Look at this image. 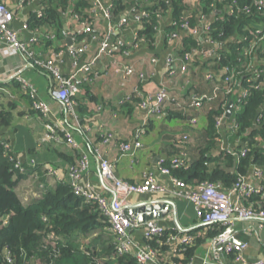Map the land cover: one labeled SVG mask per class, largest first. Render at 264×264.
<instances>
[{
  "label": "trees",
  "instance_id": "obj_1",
  "mask_svg": "<svg viewBox=\"0 0 264 264\" xmlns=\"http://www.w3.org/2000/svg\"><path fill=\"white\" fill-rule=\"evenodd\" d=\"M101 1L111 4L109 12L112 22H117L130 9L147 11L149 15L143 17L141 26L137 27L138 35L151 45L159 35L164 37V43H170L173 40L170 35L176 34L175 40L178 41L179 48L170 56L174 65L185 66L183 73L167 76L160 85L171 95H176L177 100L167 103L160 115L146 119L139 128L142 132L138 136L136 131L132 139L120 141V152L121 144H129L132 148L125 154L134 157L144 145L149 146L148 153L160 156L159 161L169 170L170 176L182 181L190 189L203 183H217L222 190H227L251 169L254 174L257 171L262 173L264 185V52L257 44L259 36L255 32V26L262 25L263 16L253 5L254 0H196L204 13L213 9L219 11L216 19L205 26L208 27L207 31L198 23L197 5L193 0ZM94 2L95 0H41L42 15L38 16L36 11L29 13L27 27L34 32L47 29L60 39L64 30L63 14L69 13L75 24L93 22L92 11L96 8ZM245 7H249V13L242 10ZM183 24H187V29L182 27ZM190 29H196L200 34H192ZM104 34L105 31L92 23L90 32L76 31L73 37L75 42L81 41L91 47L98 46ZM18 38L25 41L19 34ZM44 41L48 40L37 38L36 42L40 44ZM203 41L214 43L209 45V49L212 48L215 53L213 58L194 56L201 51ZM36 42L33 43L32 50L39 58L34 47ZM251 46L254 49L250 51ZM123 50L128 55L132 47L125 45L120 51H115V55L121 56ZM35 66L45 71L42 67ZM203 70L215 73L206 72L205 80L199 79V73ZM255 71H261V77L252 82ZM207 74L212 76L211 79L206 78ZM225 77L228 83L224 81ZM193 78H197L198 82ZM215 85L220 88L216 98L204 102L198 109L189 107V99L193 95L207 94ZM227 86H232L234 90L226 95L224 89ZM239 87H246L248 91L240 103L236 101L240 95L237 89ZM0 97L3 99L0 101V127H12L16 122L15 116L24 114L16 111L14 101L15 98H21L29 103L34 115L43 119L45 132L48 118L34 110L35 99L20 84H0ZM125 98L118 105L127 107L128 110L138 109L142 101L135 93L130 94L128 99ZM85 100L88 102L85 103ZM74 101L75 112L79 117L89 112V102H98L88 92L84 97L78 95ZM230 103L231 114L227 116ZM221 116L224 117V125L218 127L217 120ZM182 120L187 122L186 129L178 130ZM231 122L235 123L234 131L225 129ZM192 134L194 142L183 138ZM103 137V141L108 143L114 136L113 133L106 132ZM223 139L233 151L245 148V154L237 158L227 152L229 148L217 149ZM39 142L42 147L39 153L31 148L27 151L30 159L20 160L8 139L0 138V264H138L132 254L118 253L108 219L98 210L97 202L87 201L75 194L66 179L63 178L55 187L46 189L29 203L22 201L17 187L27 174L31 171L38 173L40 170L48 172V167L40 161L43 148L50 149L54 160L60 159L68 167L77 165L81 157V152L69 146L58 130L52 138H42ZM135 143H139L140 147L135 148ZM183 152H186L187 161L181 166H174L172 158H183ZM101 157L113 166L115 173L114 163L103 155ZM30 161L34 164L30 165ZM17 163L19 166H16ZM59 163L61 167V162L51 161L50 167L55 168ZM148 173L152 174V171L145 170L137 182L123 179L116 173L115 175L124 181L138 183ZM245 202L253 203V207L263 204L260 195H254ZM223 229V226L214 224L187 231L192 240L178 245L176 253L172 251L170 241L176 234L174 229L165 228L162 236L143 241L144 245L155 250L156 259L162 264H188L197 250ZM94 233L96 238L85 243L84 240ZM101 235L105 237L102 238ZM98 242H101L100 247L96 246ZM229 256L233 259V255Z\"/></svg>",
  "mask_w": 264,
  "mask_h": 264
},
{
  "label": "crops",
  "instance_id": "obj_2",
  "mask_svg": "<svg viewBox=\"0 0 264 264\" xmlns=\"http://www.w3.org/2000/svg\"><path fill=\"white\" fill-rule=\"evenodd\" d=\"M7 9L13 13V19L10 26L16 30L20 37H24L25 41L36 37L38 40L47 39L48 41L34 44L37 56L43 59H56L59 70L63 75L69 74L71 70V57L65 51L60 58L54 57L56 52H60L69 44L67 40L73 42V33L76 24L69 13L63 14L64 30L63 36L59 39L54 34L51 39L46 38L43 30L34 32L28 29L27 22L29 13L35 12L40 8L41 0H0ZM197 5V20L200 26H207L209 22L216 19L219 11L213 9L204 13L201 4L193 0ZM103 31L107 29V21L102 17H97L94 25ZM206 28V27H205ZM137 27L129 28L124 34L127 38H131L134 30ZM47 29L44 31L46 32ZM50 41V42H49ZM49 42V44H46ZM202 50L209 49V45H202ZM62 48V49H61ZM179 48L177 40H172L170 43H164V37L159 35L157 41L151 45L141 43L140 46L132 50L128 55H119L121 62L131 63L135 69V73L130 76L122 75L117 67L107 57H101L93 72L97 74L90 75V78L83 82L80 97L87 96V92L97 98L98 102H89V112L77 116L74 119L69 114L64 112L62 103L57 100L52 94L53 85L52 77L43 70L37 68L31 62H28L25 55L16 54L0 59V76L7 75L17 68H23L22 75L28 79L35 87L37 99L46 103L49 107L47 116L50 123L56 124L61 130L69 132L79 145V149L88 156L89 170L84 173L79 181L83 189L92 192H102L104 195L111 197L110 190L104 187V182L99 171V155L111 160L114 163L115 173L126 180L137 182L140 180L141 174L150 169L156 182L167 184V190L162 193H150L149 196H157L153 201H162L171 205V212L162 219L158 220L161 225L166 228H183L192 231L199 227H203V223L197 218L193 205L172 193V186L168 176L160 173L158 169V161L160 156L148 153L149 146H143L134 157L120 152L118 146L122 140L132 139L133 134L146 122L149 117H145L143 112L138 108L128 110L127 107H119V101L130 95L137 94L141 98L153 94L169 76L167 67V58ZM97 50V46H91L89 50L80 58V61H85L92 56ZM201 51L194 56L200 57ZM195 57V58H196ZM214 72L211 70H203L199 74V79L204 78V73ZM215 73V72H214ZM198 82L197 78H193ZM15 81L8 82L13 83ZM203 83V82H202ZM0 84H4L1 83ZM6 84V83H5ZM0 101L3 99L0 97ZM16 111H22V116H15V124L12 127H0V138L8 139L12 149L17 154L20 160L30 159L28 150L35 149L40 152V139L42 140L44 132V121L37 115L32 113V109L28 102L21 98H15ZM87 103L88 101H84ZM119 107V108H118ZM159 117V116H157ZM187 122L182 120L179 129H186ZM106 132L113 133V140L105 143L103 141ZM137 133V132H136ZM195 134V133H194ZM194 134L189 137L190 142H194ZM191 135V133H190ZM151 142V140H150ZM147 144V139H146ZM225 139H223L217 149H225L229 147ZM41 160L48 167L45 172L31 171L27 177L19 183L17 190L24 203H29L31 200L39 197L48 188H53L60 181L67 180L68 164L60 159H55L50 149L43 148ZM132 157V158H131ZM61 162L55 168L50 167V162ZM39 162V160H38ZM30 165L31 161L29 162ZM43 168V170L45 169ZM50 170H54V174H49ZM248 181L255 183H263L257 179L252 169L245 176ZM129 198V197H128ZM126 198V208L134 209L140 202L136 198ZM246 204V202H245ZM253 206V203H248ZM246 204V205H248ZM182 207V212L180 209ZM259 224H262L259 226ZM234 237L238 242L246 244L243 252L248 261H256L264 259V220L262 219H246L234 220ZM135 239L138 243L144 244V239L140 234H135ZM211 240L201 246L194 257L193 264H239L234 262L229 255H214L210 251Z\"/></svg>",
  "mask_w": 264,
  "mask_h": 264
},
{
  "label": "built area",
  "instance_id": "obj_3",
  "mask_svg": "<svg viewBox=\"0 0 264 264\" xmlns=\"http://www.w3.org/2000/svg\"><path fill=\"white\" fill-rule=\"evenodd\" d=\"M34 1V0H30ZM95 9L93 12V22L97 20L98 15L102 16L107 21V29L105 31L103 39L97 46L96 52L88 57L85 61H80V58L89 50V45L80 42H73L64 47L60 52H56L54 57L60 58V56L66 51L71 57V70L69 74L63 75L58 68L56 59L51 58L47 60H41L36 57L32 50V45L37 41L36 37L31 38L29 41H21L18 38V32L14 30L10 23L13 19V13L7 9V7L0 2V59L12 56L16 54H24L28 62L34 65L42 67L53 79V85L51 94L59 100L64 108V112L69 114L74 119H77L75 112L76 102L74 98L80 95L82 91L83 82L90 78V75L97 74L93 72L98 60L101 57H107L117 67V70L124 76H130L135 73V69L131 63L121 62L119 56L115 55V51H120L125 45H130L132 50L137 49L141 43H144L145 38L138 35V32L134 30L131 38L125 36V32L131 27H140L143 17H147L149 13L142 9H130L126 12L117 22H112L109 12L110 3H104L101 0H95ZM253 5L262 13L263 23L260 26H255V32L258 34L257 44L264 52V0H254ZM42 9L39 8L36 12L38 16L42 15ZM246 13H249V7L242 8ZM91 22H78L75 26L74 33L80 31L90 32L92 29ZM182 27L187 29V24H183ZM46 30V29H45ZM42 31L46 38L51 39L54 34L47 30ZM208 27L204 29L207 31ZM190 33L199 35L200 32L196 29H190ZM73 33V35H74ZM171 39L175 40L176 34L170 35ZM204 45L214 44L212 41H203ZM255 47V45H254ZM251 46L250 51L253 50ZM125 55L126 51H121ZM130 53V52H129ZM128 53V54H129ZM127 54V53H126ZM201 55L203 58H213L215 53L213 49L202 50ZM167 67L169 76L177 75L185 71V66H177L173 64L171 57L167 58ZM23 68H18L11 73L0 76L1 83H8L15 81L20 84L23 89L29 92L31 97L35 99L33 104L34 110L41 113L43 116H48L50 110L46 103L37 99L35 87L32 83L22 75ZM262 71V70H261ZM254 72L252 75V82L257 81L261 76L260 72ZM211 75L207 74L206 78L211 79ZM224 81L228 83V79L225 77ZM240 95L236 100L238 103L247 95L246 87L237 88ZM233 87H225L224 93L227 95L233 92ZM220 88L215 85L211 91L207 94L193 95L189 99V107L191 109H198L206 102L216 98ZM129 95L125 99H128ZM177 100L176 95H171L163 87H159L156 92L149 94L142 98L138 108L144 113L145 117H151L160 115L163 107L169 103ZM122 100L119 101L121 103ZM193 121H195L193 119ZM224 125V117L221 116L217 120V126ZM235 123L227 124L225 129L228 131H234ZM61 130L56 124L47 122L45 125V132L43 133V140L50 139L55 136L56 132ZM142 132V129L137 131V135ZM62 134L66 143L74 149H78L81 152V157L75 166H69L67 171V182L72 187L75 194L81 195L87 201H96L98 210L108 219L109 230L114 235V243L118 253H130L134 256L138 264H162L156 259V252L153 248L140 244L135 239V234H140L143 239H152L153 237H160L164 233V227L158 220H148L144 223H138L137 217L131 212L132 209L126 208V198L132 194H150V193H162L167 190V184L158 183L154 179L153 175L148 173L144 175V179L138 183H130L118 178L113 170V166L99 155V171L100 176L104 182V187L110 190L112 196L108 197L102 192L87 191L82 188L79 181L84 173L89 170L88 156L79 149L78 143L72 137V135L66 130L62 129ZM110 137V136H109ZM185 140H189L188 136L183 137ZM135 148L140 147L139 143L133 144ZM132 146L129 144H121L120 149L123 153H127L131 150ZM229 147H226L227 149ZM227 152L232 153L237 158L243 156L246 149H242L238 152L233 149H227ZM183 158H172L174 166H181L187 161L186 152L182 153ZM33 165L34 163L31 162ZM19 166V163L16 164ZM158 169L161 174L168 176L171 186L173 188L172 193L193 205L195 214L198 219L204 225L218 224L223 226V230L211 239L210 251L218 255H233V261L239 264H264V259L256 261H248L243 252L246 248V244L238 242L234 237V220H246V219H262L264 220V185L263 183H255L248 181L245 177L238 179V181L227 190L222 188L217 183H203L198 185L194 189L188 188L182 181L172 178L168 169L162 166V161H158ZM54 170H50L49 174H54ZM255 176L260 181H263V175L261 172H255ZM254 195H260L261 202L257 207L246 205L245 201ZM139 206V205H138ZM164 210L171 212V205L166 203ZM262 224H259L261 226ZM176 234L171 238V244L173 245V252L178 251L177 246L189 243L192 240V236L187 233L188 230L183 228H174ZM188 264H193L189 262Z\"/></svg>",
  "mask_w": 264,
  "mask_h": 264
},
{
  "label": "water",
  "instance_id": "obj_4",
  "mask_svg": "<svg viewBox=\"0 0 264 264\" xmlns=\"http://www.w3.org/2000/svg\"><path fill=\"white\" fill-rule=\"evenodd\" d=\"M67 43L70 45L71 40L68 39ZM232 103L227 107V116L231 114ZM150 194H132L130 198H136L140 202L139 206L132 209L131 212L137 217L138 223H144L148 220H160L168 214L167 210H164L166 203L162 201H153V199L158 198L157 196H149Z\"/></svg>",
  "mask_w": 264,
  "mask_h": 264
},
{
  "label": "rangeland",
  "instance_id": "obj_5",
  "mask_svg": "<svg viewBox=\"0 0 264 264\" xmlns=\"http://www.w3.org/2000/svg\"><path fill=\"white\" fill-rule=\"evenodd\" d=\"M180 212H182V207L180 209ZM95 236H96V233L89 235L88 236V239L87 240H84V242L87 243V242H90V241L94 240L96 238ZM101 237L104 238L105 236L104 235H101ZM100 245H101V242L96 243V246L97 247H100Z\"/></svg>",
  "mask_w": 264,
  "mask_h": 264
}]
</instances>
